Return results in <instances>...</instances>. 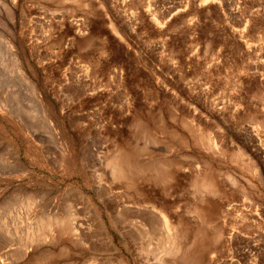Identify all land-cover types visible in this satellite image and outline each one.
I'll return each instance as SVG.
<instances>
[{
  "label": "rangeland",
  "instance_id": "1",
  "mask_svg": "<svg viewBox=\"0 0 264 264\" xmlns=\"http://www.w3.org/2000/svg\"><path fill=\"white\" fill-rule=\"evenodd\" d=\"M0 264H264V0H0Z\"/></svg>",
  "mask_w": 264,
  "mask_h": 264
},
{
  "label": "bare ground",
  "instance_id": "2",
  "mask_svg": "<svg viewBox=\"0 0 264 264\" xmlns=\"http://www.w3.org/2000/svg\"><path fill=\"white\" fill-rule=\"evenodd\" d=\"M127 158V156H126ZM129 160L128 159H125L124 161H121V160H116V159H112L109 161V166L111 168V173L114 177H120V176H123L125 174V172H130V167H129ZM154 164V163H153ZM98 173V172H97ZM96 176V175H94ZM133 179V177H132ZM134 181V179H133ZM103 188V187H102ZM104 189V188H103ZM105 191V189H104ZM103 191V193H105ZM100 192H101V188H100ZM99 192V193H100ZM107 193L108 190H107ZM103 195V194H102ZM100 196V195H99ZM104 197V195H103ZM85 200V199H84ZM129 201H121L119 204H117V210H121L120 212H124V210H131V213L134 215V216H137L140 221H137L139 222V225L141 226H144V227H147V229H151L153 227V222L154 221H157V220H161V229L162 227L167 231V239H166V242H167V245L169 246V249L168 251L169 252H173L175 248H178L176 245H177V239H176V236L175 234H177V231L175 230V227H173L167 217V215L164 213V211L162 209H158L156 208L154 205H151V204H142L140 206H134V205H130L128 203ZM115 204V205H116ZM114 207V208H115ZM117 212V211H116ZM97 217H99L97 215ZM50 218V217H49ZM48 218V219H49ZM57 218V217H56ZM70 218L72 220V216L69 215V213L64 216L63 218H58L57 221L59 223V226H60V229L61 231L63 229H69L71 232H73L75 235H84L83 234V228L81 226V224L79 223V221L81 220H72L70 222ZM115 218V217H114ZM128 218V217H127ZM160 218V219H159ZM117 219V217H116ZM120 220V219H119ZM118 220V221H119ZM127 220V219H126ZM96 221V220H95ZM52 222V221H51ZM98 222V221H97ZM47 223V222H46ZM50 223V222H49ZM57 223V222H56ZM82 223V221H81ZM83 224V223H82ZM98 224V223H97ZM102 220L99 218V227L102 228ZM134 224V223H133ZM136 225V224H134ZM97 227V226H96ZM156 226H154L155 228ZM85 228V227H84ZM125 228V227H124ZM83 229V230H82ZM98 229V228H97ZM100 229V228H99ZM152 230V229H151ZM135 231V230H134ZM125 232V231H124ZM127 234V233H126Z\"/></svg>",
  "mask_w": 264,
  "mask_h": 264
}]
</instances>
